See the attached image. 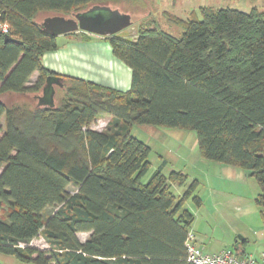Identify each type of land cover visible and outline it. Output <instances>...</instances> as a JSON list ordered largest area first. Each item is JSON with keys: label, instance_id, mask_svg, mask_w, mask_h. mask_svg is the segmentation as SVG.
<instances>
[{"label": "trees", "instance_id": "trees-1", "mask_svg": "<svg viewBox=\"0 0 264 264\" xmlns=\"http://www.w3.org/2000/svg\"><path fill=\"white\" fill-rule=\"evenodd\" d=\"M122 2L138 0H0V20L10 27L8 40L0 35L3 255L26 264H192L185 242L194 218L184 203L197 182L177 197L172 185L187 177H165L159 167L142 183L150 149L132 136L135 125L195 131L202 158L256 180L264 220L263 11L201 8V19L174 20L184 28L178 38L143 23L133 40L108 38L131 70L126 92L61 77L57 104L2 101L41 95L45 79L57 76L42 64L58 46L40 18ZM100 117L108 118L104 129L93 130ZM80 233L89 234L84 242ZM38 237L48 249L30 246Z\"/></svg>", "mask_w": 264, "mask_h": 264}, {"label": "rangeland", "instance_id": "rangeland-1", "mask_svg": "<svg viewBox=\"0 0 264 264\" xmlns=\"http://www.w3.org/2000/svg\"><path fill=\"white\" fill-rule=\"evenodd\" d=\"M105 6L130 15L131 28L121 31L117 36L132 40L136 38L138 25L142 23L178 38L184 32V28L174 20L185 22L191 16L201 19V8L231 9L243 13L256 8L264 12V0H138L130 4L109 3ZM44 18H40V22ZM79 33L81 32H78L77 36ZM37 79L38 74L34 73L29 85H34ZM35 95L40 93H28L24 96L7 95L2 101L7 106L27 104L33 107L38 103V100L34 99ZM54 96V104H57L60 96L58 90ZM107 121V117H100L91 128L96 130L98 123L106 124ZM0 125H3V119ZM131 134L150 149L148 156L150 168L142 178V183H146L159 167H162V174L165 177L173 171L181 172L187 177L183 186H172L171 190L175 196H182L194 181L197 182L192 195L185 201L184 208L194 218L189 232L196 235L204 246L226 249L233 253L236 247H239L244 253L254 257L264 253V220L260 213L261 209L254 202L260 188L248 172L202 158L196 132L190 129L135 125ZM74 190L70 187L69 193ZM194 197L199 198L200 206L195 204ZM51 211L48 209L45 217ZM88 235L80 233L77 237L80 242H84ZM30 246L41 250L48 249L41 237L33 240ZM0 264L26 263L0 253Z\"/></svg>", "mask_w": 264, "mask_h": 264}, {"label": "crops", "instance_id": "crops-1", "mask_svg": "<svg viewBox=\"0 0 264 264\" xmlns=\"http://www.w3.org/2000/svg\"><path fill=\"white\" fill-rule=\"evenodd\" d=\"M77 35L78 32L56 37L58 48L42 56L43 66L59 77L76 78L120 92L128 91L131 70L112 55L108 41L91 34H86L87 40H83ZM189 234L205 253L216 254L223 250L204 246L196 235ZM234 252L239 257H259L244 253L239 247Z\"/></svg>", "mask_w": 264, "mask_h": 264}, {"label": "water", "instance_id": "water-1", "mask_svg": "<svg viewBox=\"0 0 264 264\" xmlns=\"http://www.w3.org/2000/svg\"><path fill=\"white\" fill-rule=\"evenodd\" d=\"M131 26L130 15L122 14L105 5H93L83 12L73 14L71 17L58 15L45 17L39 23L41 31L54 38L76 32L111 38L117 36L121 31L131 28ZM3 38L8 40V36ZM55 87H63L62 78L48 76L45 79L41 95L37 97L38 102L44 106H52Z\"/></svg>", "mask_w": 264, "mask_h": 264}, {"label": "built area", "instance_id": "built-area-1", "mask_svg": "<svg viewBox=\"0 0 264 264\" xmlns=\"http://www.w3.org/2000/svg\"><path fill=\"white\" fill-rule=\"evenodd\" d=\"M1 18V10H0ZM10 27L6 22L0 20V35L9 36ZM99 122V121H98ZM105 123H98L96 130H102ZM186 260L192 264H264V253H261L257 259L252 257H238L233 252L226 249L216 254L205 253L199 248L191 234L188 235L185 242Z\"/></svg>", "mask_w": 264, "mask_h": 264}]
</instances>
